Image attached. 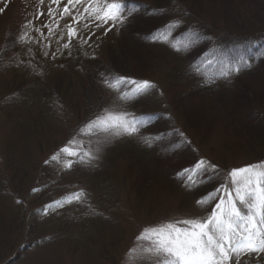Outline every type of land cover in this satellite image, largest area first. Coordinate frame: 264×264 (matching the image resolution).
I'll use <instances>...</instances> for the list:
<instances>
[{
  "label": "rangeland",
  "instance_id": "obj_1",
  "mask_svg": "<svg viewBox=\"0 0 264 264\" xmlns=\"http://www.w3.org/2000/svg\"><path fill=\"white\" fill-rule=\"evenodd\" d=\"M126 1L151 4L153 0ZM192 2L176 4L174 18L181 17L183 23L175 31L194 24L214 37L226 31L243 34L264 28V10L258 11L264 9V0ZM66 3L61 0L57 7L51 0H0V9H4L0 12V48L8 28L14 30L11 38L17 47L0 57V264H155L147 252L154 238L137 239L141 230L167 223L182 227L178 221L207 216L214 202L210 209L197 205L188 188L181 186L172 192L164 178L160 180L165 183L161 192L146 193L152 190L126 172L136 163L138 148L150 134L141 131L117 136L89 128L86 122L104 110L133 114L165 111L195 148L198 160L218 166V185L229 178L232 169L264 162L257 158L264 156V145H255L253 155L239 148L226 150L217 137L202 139L186 129L184 116L176 115L170 106L173 90L164 73L168 68L165 55H158L154 64L150 62L145 78L156 89L148 92L144 102L125 107L118 99L119 92L88 71L89 60L101 56L117 40L118 27L105 33L107 26L97 29L87 20L61 17ZM49 7L56 16L48 15ZM78 8L83 12L81 5ZM37 12L43 15L35 19ZM26 19L33 20V26L22 29ZM44 24L53 29L51 37ZM69 24L77 28L80 38L64 49L62 45L69 42ZM33 28L41 29L43 36ZM22 31L31 37L30 42H18ZM89 36L86 45L83 40ZM51 53H56L55 58ZM69 138H74L78 152L99 148L98 159L66 170L63 162L69 157L62 154L59 161L45 165ZM117 152L123 155L110 161ZM152 162L141 160L147 172L154 169ZM132 173H136L134 168ZM243 178V173L237 175V179ZM34 188L37 191L33 192ZM80 189L88 195L83 202H76L72 193ZM45 205H49L46 210ZM240 264H264V254L243 255Z\"/></svg>",
  "mask_w": 264,
  "mask_h": 264
},
{
  "label": "trees",
  "instance_id": "obj_2",
  "mask_svg": "<svg viewBox=\"0 0 264 264\" xmlns=\"http://www.w3.org/2000/svg\"><path fill=\"white\" fill-rule=\"evenodd\" d=\"M219 1L221 3L226 0ZM126 2L136 3L141 7L127 23L117 25L119 36L114 44H110L101 56L89 60V74L101 81L102 73L110 74V84L115 85L116 91L120 92L123 88L116 82L115 77L145 79L150 72V62L154 64L158 55H165L168 68L164 73L169 87L173 90L170 106L176 115L184 116L183 122L186 129L202 139L203 137H217L221 147L227 148L226 150L239 148L241 152L253 155L255 145H264V55H262L264 53V28L243 34L226 31L216 33L213 37L207 29L192 24L178 32L174 29L171 36L180 37L181 33L192 29L206 39L188 50L177 51L170 43L163 40H152L150 37L168 20L174 18L177 13L175 6L181 4L182 0H153L151 4L137 1ZM190 4H194V0ZM153 9L165 11L163 14L153 15ZM263 10L260 8L258 11ZM125 15H128L127 11ZM255 15L258 18V15ZM8 29L10 30H7V37L0 48L1 58L6 53L17 49L11 38L14 30ZM183 42V37H180V43ZM159 48L165 49L160 51ZM241 55L249 60L251 66L237 73L232 71L231 65L238 61ZM197 66L198 72L194 71V67ZM224 71L230 74L220 75ZM148 94L124 102V106L131 107L134 102H144ZM146 114L153 117L150 123L139 127V133L142 131L150 134L146 136V140L171 132L172 129L180 131L178 124L173 122L174 118L171 114L165 111H146L135 115ZM145 141L138 148L140 153L136 154V165L132 166L131 162L129 167L131 169L126 173L129 177L140 178L141 182L145 183V188L152 190L146 193L161 192L160 187L165 184L160 181L162 178L168 182L172 192L183 186L188 188L195 200L218 186V174L211 181L205 178L207 182L196 188L185 186L188 181L187 176H177V172L193 167L198 161V153L188 140L175 151L166 150L167 145L178 143L179 137L166 136L164 141H155L151 145ZM131 153L133 151L129 152ZM120 155L123 153L117 152L110 158V161ZM131 156L133 155L129 157ZM143 158L153 160L155 167L150 172H147L141 164ZM257 158L262 160L264 156ZM133 168L136 173H132ZM194 178L196 181L201 180L198 174ZM211 205L205 206L210 209Z\"/></svg>",
  "mask_w": 264,
  "mask_h": 264
},
{
  "label": "snow or ice",
  "instance_id": "obj_3",
  "mask_svg": "<svg viewBox=\"0 0 264 264\" xmlns=\"http://www.w3.org/2000/svg\"><path fill=\"white\" fill-rule=\"evenodd\" d=\"M59 7L61 0H51ZM83 7V12L78 8ZM136 3H127L126 0H67L59 16H71L73 21L79 22L84 19L89 24L99 29L102 26L105 33L112 27L124 25L129 18L139 10ZM73 9H76L75 14ZM4 9H0L2 12ZM127 11L128 15H125ZM165 10H152V14H163ZM42 12H37L35 19L42 16ZM48 15L54 17L56 11L49 7ZM33 20L26 19L21 26L22 29H28L33 26ZM183 23L181 17L177 16L168 20L151 37L152 40H163L170 43L177 51L188 50L197 46L202 40L206 39L195 30L188 29L180 34L184 42L180 43V37H173L171 33L179 28ZM48 28L49 37L53 35V29ZM68 43L62 47L69 49L71 41L80 38V34L72 24L66 26ZM34 31L43 32L39 28H33ZM90 30V29H89ZM63 35L61 34V39ZM91 36L83 40L84 44H89ZM31 37L26 31H22L18 42L28 43ZM31 51V49H29ZM251 51V49H249ZM70 54V53H69ZM49 55L48 52L44 53ZM55 58L56 53H51ZM264 55V53H262ZM19 63H23L20 61ZM251 64L243 55L238 61L231 65L232 71L239 72ZM198 72V66L194 67ZM227 71L220 75L227 76ZM102 82L105 86L116 90V86L110 84V74H101ZM116 82L122 86L123 90L119 92L118 99L128 102L138 96L144 95L149 91L155 90L156 85L147 79H135L126 76L115 77ZM207 82V81H206ZM153 117L151 115L136 116L126 111L112 112L104 110L102 114H97L86 122L89 128H99L104 132L112 131L115 135H136L139 127L150 123ZM166 136L179 137L178 143H169L166 150L175 151L187 139L179 129H172L171 132L160 134L146 140L151 145L155 141H164ZM99 148L95 152H78L74 150V138H69L64 146L58 148L48 159L44 161L47 165L51 161H59L61 155L66 158L63 162L64 169H71L74 164L80 163L91 165L98 159ZM219 173L218 166L206 159L201 158L196 161L191 168H184L177 172L178 177H188L186 187L193 188L203 186L204 182L211 181ZM239 173L244 174L243 180L237 179ZM201 177L200 181L195 180V175ZM207 178V181H205ZM33 192L37 189H32ZM87 193L80 189L72 193V200L83 202L87 198ZM72 200L68 202L71 203ZM210 213L205 217L184 219L177 223L182 227H177L175 223H167L160 227H145L138 234L137 239H145L146 235L154 238L147 252L155 258V264H240V257L243 255H261L264 254V162H258L255 165H247L243 168L232 169L229 178L211 191L204 193L196 201L197 205L210 206ZM55 203H59L56 201ZM49 205H45V210ZM132 249H129L131 252Z\"/></svg>",
  "mask_w": 264,
  "mask_h": 264
}]
</instances>
